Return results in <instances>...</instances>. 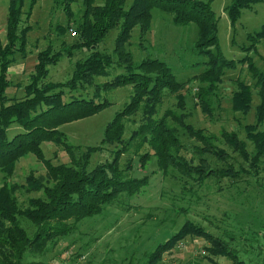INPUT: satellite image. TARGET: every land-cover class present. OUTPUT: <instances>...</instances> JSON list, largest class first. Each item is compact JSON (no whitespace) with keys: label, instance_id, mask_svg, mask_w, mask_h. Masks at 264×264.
Wrapping results in <instances>:
<instances>
[{"label":"trees","instance_id":"16d2710c","mask_svg":"<svg viewBox=\"0 0 264 264\" xmlns=\"http://www.w3.org/2000/svg\"><path fill=\"white\" fill-rule=\"evenodd\" d=\"M38 0H29L24 10L25 0H8L5 27V43L0 40V264H34L28 255H43L60 238L76 231L78 223L87 217L100 215L106 206L118 196L133 197L149 183L148 175H131L132 158L121 165V157L132 150L138 155L140 166L154 158L157 168L163 173L176 171L199 186L212 178L214 181L227 178L233 181L253 178L264 191V70L258 68L253 55L247 52L241 58H228L221 50L218 40V19L211 7L212 0H82L84 10L76 26V39L69 45L62 42V48L55 50L48 44L37 51L33 71L24 85V96L17 99L8 97L6 89L10 81L8 73L15 61V54H27V35L31 30L27 21ZM261 0H231L226 6L228 18L233 24L242 9L251 7ZM67 17L66 26L57 24L55 29L62 35L75 21L72 3L74 0H53ZM169 13L177 25L194 23L197 36L192 51L204 57V69L196 75L199 85L195 94L196 102L204 115L213 116V97L226 69L246 66L259 102L255 106V122L243 125L245 138L252 144V151L236 131L221 129L217 134L207 133L186 122L190 112L186 110V96L190 93L186 81H178L172 68L158 57L146 56L140 61L133 59L127 48L130 33L139 27L140 38L149 30L153 8ZM24 18L22 19V16ZM117 28L111 52L98 49L108 32ZM251 42L244 49L257 52L256 43L264 39V24L253 34L248 33ZM85 49L88 54L74 62L70 76L64 81L47 79L49 66L55 65L63 52L71 57L73 52ZM264 58V57H263ZM122 69L112 79L95 82L96 78L108 77L110 69ZM131 86L129 100L115 112L107 122L98 145L81 146L68 141L60 127L94 115L111 102L105 93L121 86ZM92 87L91 96H69L66 91H76ZM252 86L241 80L238 89L232 92L230 103L233 111L247 114L253 102ZM168 92L176 99L177 109H166L158 116L164 94ZM193 96V99L194 97ZM140 115V122L126 135V121L131 116ZM172 119L191 137L199 142L194 146L198 162L193 156L181 154V142L177 127L170 125ZM17 124L21 130L8 135V128ZM223 141L241 160L232 157L221 147ZM43 142H53L68 155L69 161L53 164L41 148ZM110 148L111 157L91 164L95 154ZM33 154L45 168V174L34 175L29 171L23 183L11 181L16 163L20 158ZM214 157L223 162L213 167L204 156ZM218 189H221L218 187ZM36 192L22 204L16 192ZM23 221L35 228L29 232ZM202 237L207 245V257L218 264L214 257H226L231 264H254L240 259L232 245L233 236L218 235L201 225L186 219L182 225L164 242L158 243L147 252L145 262L128 264H158L167 249L186 236Z\"/></svg>","mask_w":264,"mask_h":264},{"label":"rangeland","instance_id":"374dc122","mask_svg":"<svg viewBox=\"0 0 264 264\" xmlns=\"http://www.w3.org/2000/svg\"><path fill=\"white\" fill-rule=\"evenodd\" d=\"M7 1L0 0V40L5 43V27L7 16ZM29 0H25L24 10ZM103 0H95L96 4ZM231 0H212L211 7L218 19V40L222 52L228 58H241L247 52L253 58L259 69L264 70V39L256 43L257 52L244 49L249 46L248 33H255L264 24V0L251 7L242 9L241 15L231 24L226 6ZM84 6L82 0H74L72 11L75 21H70V27L60 35L55 26H66L68 20L62 9L55 5L53 0H38L32 10L30 18L23 22L31 30L27 35V54L22 57L15 54V61L10 67L8 79L9 87L6 89L8 97L21 98L24 96V85L28 82L29 73L33 71L37 51L50 44L53 49L60 50L62 42L71 44L76 39V26L81 18ZM24 15L22 16V19ZM74 31L72 33L71 31ZM117 28L111 29L104 40L97 46L99 50L111 52ZM139 27L135 26L128 39V49L132 52L133 59L140 61L146 56L158 57L164 60L173 70L178 81L190 78L188 88L190 93L186 96V110L190 115L186 122L195 128H202L207 133L217 134L221 129L236 131L238 136L247 143V149L252 151V144L246 140L243 125L255 122V106L259 102L254 79L246 66L236 69H226L221 83L218 85L216 95L213 97V116L208 117L201 111L195 96L199 85L197 74L204 69V57L192 51V44L197 36V27L194 23L177 25L172 20V15L153 8L151 10L150 28L140 38ZM63 52L60 60L49 66L48 80L64 81L73 69L74 62L88 54L85 49L73 52L66 56ZM108 77L96 78L95 82L112 79L121 72L119 67H113ZM249 83L252 86L253 102L250 111L243 114L231 109L230 98L232 92L238 89V81ZM92 87L66 91L64 98L69 96L89 97ZM131 86H121L105 93L111 102L107 107L89 117L66 123L60 127L70 143L75 145L95 146L103 136L107 122L129 100ZM193 96L194 99H193ZM166 109H177L176 99L168 92L158 107V116ZM169 124L176 126L172 119ZM140 122V115L131 116L126 121L127 132ZM178 136L184 144L181 154L193 156L194 163L198 156L194 153V146L199 142L188 135L179 126ZM17 124L8 128V135L20 131ZM218 144L230 152L231 156L241 160L237 154L221 140ZM93 156L91 164L109 159L110 148ZM41 148L46 158L53 164L68 162L66 152L53 142H43ZM211 166H222L223 162L211 156H204ZM132 158L133 169L131 175L141 177L148 175L149 183L133 197L118 196L108 204L102 214L82 219L72 234L62 237L43 255H28L27 260L34 264H128L145 262L147 252L164 242L166 237L176 231L188 219L206 230L218 235L233 236L232 245L236 248L238 256L245 262L264 264V191L253 178L247 177L240 181H231L224 178L219 182L209 178L199 186L191 179H186L176 171L163 174L152 157L140 166L138 155L132 150L121 157V165L126 159ZM261 166L264 167V157ZM29 171L34 175L45 174L44 164L33 154H28L19 159L11 181L24 182ZM260 180L264 185V175ZM3 179L0 173V185ZM220 187L221 189H218ZM19 201L24 204L27 197L37 196L39 193L24 191L16 192ZM29 232L34 226L23 221ZM207 242L198 236H186L184 239L162 253L158 264H214L207 257L205 246ZM218 264H231L226 257H214Z\"/></svg>","mask_w":264,"mask_h":264},{"label":"built area","instance_id":"2783aa9c","mask_svg":"<svg viewBox=\"0 0 264 264\" xmlns=\"http://www.w3.org/2000/svg\"><path fill=\"white\" fill-rule=\"evenodd\" d=\"M71 32H72V33H74V31H73V30H72ZM159 264H165V263H164V262H161V263H159Z\"/></svg>","mask_w":264,"mask_h":264},{"label":"crops","instance_id":"0c3cea01","mask_svg":"<svg viewBox=\"0 0 264 264\" xmlns=\"http://www.w3.org/2000/svg\"><path fill=\"white\" fill-rule=\"evenodd\" d=\"M9 72H10V69H9Z\"/></svg>","mask_w":264,"mask_h":264}]
</instances>
